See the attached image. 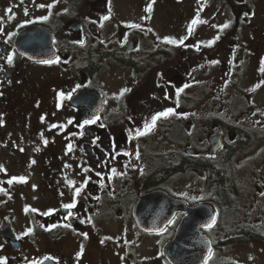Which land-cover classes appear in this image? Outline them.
Returning <instances> with one entry per match:
<instances>
[{
	"label": "flooded vegetation",
	"instance_id": "obj_1",
	"mask_svg": "<svg viewBox=\"0 0 264 264\" xmlns=\"http://www.w3.org/2000/svg\"><path fill=\"white\" fill-rule=\"evenodd\" d=\"M0 261L264 264V0H0Z\"/></svg>",
	"mask_w": 264,
	"mask_h": 264
},
{
	"label": "trees",
	"instance_id": "obj_2",
	"mask_svg": "<svg viewBox=\"0 0 264 264\" xmlns=\"http://www.w3.org/2000/svg\"><path fill=\"white\" fill-rule=\"evenodd\" d=\"M166 171H167V167L166 166H162L157 171H155L152 174H150L149 176H147L146 179H145V186H147V187L155 186L157 184V182H158V178L160 176L164 175V173Z\"/></svg>",
	"mask_w": 264,
	"mask_h": 264
},
{
	"label": "snow or ice",
	"instance_id": "obj_3",
	"mask_svg": "<svg viewBox=\"0 0 264 264\" xmlns=\"http://www.w3.org/2000/svg\"><path fill=\"white\" fill-rule=\"evenodd\" d=\"M21 2H23V0H21ZM148 11H151V8H149V9H147ZM9 11H11V10H9ZM25 14L27 15V11L25 12ZM194 23H195V21H194ZM201 23H203V21H201ZM225 28H227L228 27V25H225L224 26ZM166 43H168V42H170V41H165ZM210 46V45H209ZM11 61H12V58L11 57H9L8 58V62L9 63H11ZM167 98V97H166ZM174 113H172V112H166V113H164L163 114V116L164 117H167V116H169V115H173ZM161 117L160 116H156V117H154L153 118V120H152V125H155V122H156V120L157 119H160ZM92 123H95V121H92ZM141 135H143L144 133H140ZM77 195H79V193H77ZM75 205H70L69 207H74ZM213 222H214V220H213ZM0 264H4V262L3 261H0Z\"/></svg>",
	"mask_w": 264,
	"mask_h": 264
},
{
	"label": "bare ground",
	"instance_id": "obj_4",
	"mask_svg": "<svg viewBox=\"0 0 264 264\" xmlns=\"http://www.w3.org/2000/svg\"><path fill=\"white\" fill-rule=\"evenodd\" d=\"M223 179V178H222Z\"/></svg>",
	"mask_w": 264,
	"mask_h": 264
},
{
	"label": "water",
	"instance_id": "obj_5",
	"mask_svg": "<svg viewBox=\"0 0 264 264\" xmlns=\"http://www.w3.org/2000/svg\"><path fill=\"white\" fill-rule=\"evenodd\" d=\"M215 148V147H214Z\"/></svg>",
	"mask_w": 264,
	"mask_h": 264
}]
</instances>
